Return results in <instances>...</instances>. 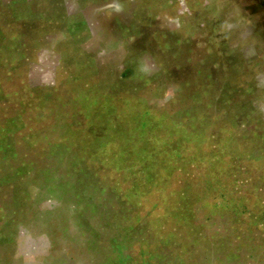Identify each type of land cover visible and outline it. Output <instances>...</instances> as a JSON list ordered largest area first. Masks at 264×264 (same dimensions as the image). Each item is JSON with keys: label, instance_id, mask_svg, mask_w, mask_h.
Segmentation results:
<instances>
[{"label": "rangeland", "instance_id": "374dc122", "mask_svg": "<svg viewBox=\"0 0 264 264\" xmlns=\"http://www.w3.org/2000/svg\"><path fill=\"white\" fill-rule=\"evenodd\" d=\"M0 264H264V0H0Z\"/></svg>", "mask_w": 264, "mask_h": 264}]
</instances>
